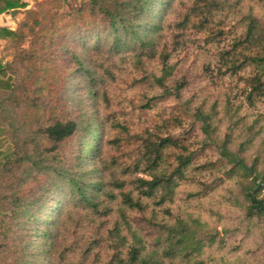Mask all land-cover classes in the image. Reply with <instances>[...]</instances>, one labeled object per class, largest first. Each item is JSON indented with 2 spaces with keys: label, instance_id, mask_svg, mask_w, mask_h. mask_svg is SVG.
Masks as SVG:
<instances>
[{
  "label": "trees",
  "instance_id": "16d2710c",
  "mask_svg": "<svg viewBox=\"0 0 264 264\" xmlns=\"http://www.w3.org/2000/svg\"><path fill=\"white\" fill-rule=\"evenodd\" d=\"M173 1L88 0L74 11L48 14L44 26L35 19L34 11L26 10L25 19L14 31L0 28L5 50H17L11 61L0 59V139L10 136L13 142L8 154H0V181L18 176L19 183H24L31 172L46 179L28 196L12 192L3 197L10 209L1 211L0 223L3 217L9 218L15 232L12 254L7 245H0V264H230L220 253L233 238L234 232L225 227L232 218L223 201L214 206L206 198L217 193L222 200L227 194L230 197L224 203L241 207L246 221L264 218V170L252 178L246 167L256 163L246 158L247 147L241 143L233 149L237 123L231 116L243 108L264 112V0H189L177 25L165 20ZM47 2L61 8L64 0ZM25 7L20 0H0V14ZM67 21L78 26L65 32ZM59 22L64 23L59 26ZM191 28L204 36L198 45L201 63L190 71L181 68V59L174 57L184 43L183 32ZM168 30L178 31L170 42L165 38ZM27 34L35 42L58 34L71 38L58 47L66 66L71 67L63 78L62 102H54V97L42 100L45 87H37V78L32 79L36 102L31 107L44 108L46 118L43 127L33 133L26 132L12 109L19 103L20 91L27 98L31 87L25 84L30 76L19 80L11 72L16 56L36 60V43L30 51L24 49ZM41 44L38 51L43 56L39 57H49L53 41ZM86 53H104L120 63L128 62L141 80L159 90V97L183 101V120H189L184 136L162 131L161 126L148 127L134 137L135 157L122 159V149L128 143L119 122L111 123L114 133L106 138L98 125L89 128L95 113L82 108L80 102L75 110L68 107L69 90L95 98L104 75L113 77L103 65L98 73ZM234 77L242 84L237 108H233L231 90H218V83ZM219 107L228 124L222 138ZM174 121L175 128L183 126L181 119ZM263 121L264 113H256L247 128L246 145L259 139L264 149ZM77 132L83 137L82 147L77 157L66 163L58 150ZM196 132L201 136L200 150H189L186 142ZM204 148H214L220 159L201 161ZM205 172H221L225 179L205 182L192 177ZM193 184L197 187L193 192L184 187ZM54 192L59 195L53 200ZM60 198L69 203L65 212L61 206L50 209ZM49 211L54 216H48ZM63 213L68 214L67 221L60 218ZM82 221L88 223L82 225ZM68 224L78 242L69 247L81 252L77 261H66L68 251L59 240ZM218 225L227 237L217 231ZM35 238L40 239L38 249ZM103 247L104 256L100 253Z\"/></svg>",
  "mask_w": 264,
  "mask_h": 264
},
{
  "label": "rangeland",
  "instance_id": "374dc122",
  "mask_svg": "<svg viewBox=\"0 0 264 264\" xmlns=\"http://www.w3.org/2000/svg\"><path fill=\"white\" fill-rule=\"evenodd\" d=\"M47 1L48 0H28V2H30V8L28 10L34 11L36 13L35 19L39 20L42 26L46 25V20L44 19V17L48 14H61L62 12L64 13L68 10L74 11L75 9H78L83 3H86L88 0H64L63 4H61V8L58 5L49 4ZM189 5V0L173 1V3L171 4L172 10L169 11V13L166 15V22L177 25L181 20L182 15L185 14L186 9H188ZM20 19V22L25 19V12H23V16ZM86 19L87 18H85L84 20ZM63 23L64 22H59L58 25L61 26L63 25ZM66 23L68 24V27L65 29V32H70V30L78 26V24L73 26L68 21ZM40 30L41 26L35 29L37 33H40ZM177 32V30H175L174 32L173 30L172 32L168 30L165 34L166 40H169L170 42L172 35L174 33L176 34ZM27 35L28 36L24 42V49H26V51L28 52L30 51L31 45L36 43V60H24L23 58H18L16 56L11 67V72L16 75V78L19 80L24 79V77L26 78L30 76L29 79H25V84L27 86L30 85L31 87L30 91L28 92L29 96H27V98H25L22 95V91H20L19 95H17V97L19 98V103L17 106H13L12 109L17 119H19V121L23 123L22 126H24V128L26 129V132L33 133L36 132L40 127H43V124H45L46 122V118L43 115L44 108H42L41 106L33 108L31 107V104H34V102H36L34 100L35 95L32 93L35 87L32 86V79L33 77L37 78L39 84L37 87H45L43 94H41L43 95V97L41 98L42 100L46 97H54V102L59 99L62 102V99L59 97L62 90L66 87L63 78L65 77V75L71 72V67L66 66V63L62 59V56L64 57V53L62 50H59L58 47L62 46V44L64 43L67 44V42H69L71 38L70 36L64 37V35L58 34L54 37L47 38L46 40H37L38 42H35V38H33L30 34ZM203 36V34L197 33L192 28L187 29L183 32L182 39L184 43H182V47L179 48L178 56L175 55L174 57V60L181 59V68H188L191 71L196 68L195 65L197 64V62L201 63V60H199L198 56V45L200 42L202 43ZM51 41H53L54 45L51 46L49 57H47V55L45 57H39V55L43 56L42 52L38 51L39 44L43 42L44 45L47 46ZM61 41H63V43H61ZM8 51L9 62L17 54V50L13 48L9 49ZM86 57L92 60V64L97 69L98 73H102V69H100L99 65H103V68H109V71L111 72V75L113 77L104 75V82L98 89L99 93L95 98H86L82 96V92L73 94L72 91L69 90L70 98L68 107L70 110H75L77 107V103L80 102L82 108L91 113H95V117L93 118L92 122H90L89 128L91 129L93 125H98L96 128L100 131L104 130L106 138L111 137L114 133L112 131L113 128L111 127V123L119 122L125 128V131L123 132V138L128 143L122 149V159L129 161L135 157L137 144L134 143V137L141 134L144 129H147L148 127H153L155 125L156 127L161 126L162 131L165 130V132L167 131L171 134L184 136L183 134L185 133V130H187L189 127V120H186V118H184L183 120V116L185 114V104L183 103V101L176 100L174 98L163 99L159 97L160 94L159 92H157L159 90L150 88L147 82L141 80L140 74L128 62L120 63L119 60L107 58L104 53H102L100 56H97L94 53H86ZM218 84L220 86L218 89L219 91H221V89L231 90L232 97L234 98L233 108H237L238 98L240 90L242 88L240 79L234 77L231 79H226L225 81H222V83ZM154 98L156 100H154ZM147 104L149 108H144L147 107L145 106ZM221 107H219L218 109L220 112L219 118L222 120L220 133V137L222 138L224 130L228 124ZM258 112L264 113L259 109L254 110L243 108L237 111V115L233 113L231 114L232 121L237 123L233 149L237 150L241 143L244 147H247L245 154L246 158L248 160H254L256 163L255 166L249 165L246 167L247 170L251 169L250 176L252 178L255 177L257 173H262L264 170V149L260 147L259 139L250 144V146L245 144L248 135H250V133L247 131V128L252 124L256 117V113ZM174 118L178 119V121L181 119L183 125L181 128H175L177 123L174 121ZM256 129L257 127L254 131H256ZM263 134L264 130L262 131V135ZM36 138L41 139V142L45 147H49L42 141L43 138L41 136L36 135ZM82 139L83 137L81 136L80 132H77L74 136L70 137V139H68L62 145L60 150H58L59 155L63 157V159L61 160L69 163L72 159H75L82 147ZM86 140L90 141L88 137ZM200 140V133L196 132L195 134H191L189 136L186 145L189 150H200V147L198 146ZM93 142L94 141H92V143ZM12 143L13 142L10 136L1 138L0 154H8L10 152ZM201 155H203L199 158L201 159V161H216L220 159L214 148H204ZM193 175L194 174H192V177H195L196 180L205 182H209L213 179L218 178L225 179V176L221 172H214L213 175H210L208 172H205L202 175ZM18 179V176H12L9 179L8 177H5L3 181H0L1 215H3L1 211H3L4 209H10V205L7 203V201L3 200V197L5 195L15 192L18 195L28 196L34 191H38V189L42 187L46 182L44 175H38L35 172H31L30 175L25 179L24 183H19ZM184 187L188 189L189 192H193L195 189H197L196 184L187 185ZM58 195L59 192H54L52 195V199L54 200L56 197H58ZM178 196L183 197L182 194ZM225 196L226 197L224 198L223 196L221 200V195L216 193L214 196L206 198V200L211 199L210 201L214 203V206H216L217 202L223 201L222 206L225 208V210L227 209L229 211V215L233 219V221H231L232 219H230L225 222V227L228 230L230 227L231 233L234 232L232 236L233 238L228 240V246L225 249L221 250V253H219L222 254L226 259H229L230 264H264V218H262L258 222H256L255 219L252 221H246L244 218V212L242 211L241 207L237 206L236 204L230 206V204L224 203L225 199H227V197H230L227 194ZM213 199H215V202H213ZM59 201L60 203L52 202L50 204V209L59 208L61 206L63 210L62 212H65L69 207V203L63 198H60ZM204 208H206V206H204ZM204 213L206 217L209 216V213L207 211H205ZM54 214L55 213L49 211L47 215L54 216ZM67 215L68 214L63 213L60 218L64 221H67ZM87 223V221H82V225H86ZM70 225L71 224H68L65 229L61 230L62 235L60 236L59 240L63 248H67L68 253L66 252V261H77L81 259V252H79L80 250L78 249L77 253H75L74 250L69 247L70 243H78L76 242V236H73V234L71 233L72 228L70 227ZM217 231L221 233V236L227 237L223 232L221 225H218ZM14 232L15 226L11 225V220L7 217H3L0 223V245H7V250L10 252L9 254L13 253V250L11 251L10 249L13 243L12 236L14 235ZM77 235L81 234L78 233ZM3 236L7 238L4 239ZM86 238L90 240L88 233L86 234ZM35 239L37 244L36 248L38 249L40 247V239ZM104 250L105 247H103L100 251L102 256L105 255ZM91 259L92 256H90L88 262Z\"/></svg>",
  "mask_w": 264,
  "mask_h": 264
},
{
  "label": "crops",
  "instance_id": "0c3cea01",
  "mask_svg": "<svg viewBox=\"0 0 264 264\" xmlns=\"http://www.w3.org/2000/svg\"><path fill=\"white\" fill-rule=\"evenodd\" d=\"M21 3L26 4L25 8H16L19 10L15 16H11L10 12L12 10H7L0 14V28H4L10 31H14L16 29L17 24L20 22V18L23 16V12L30 8L28 0H20ZM21 12V13H20ZM5 42L0 40V59L3 63L8 62L9 60V51L4 48Z\"/></svg>",
  "mask_w": 264,
  "mask_h": 264
},
{
  "label": "water",
  "instance_id": "95a60500",
  "mask_svg": "<svg viewBox=\"0 0 264 264\" xmlns=\"http://www.w3.org/2000/svg\"><path fill=\"white\" fill-rule=\"evenodd\" d=\"M18 12H19L18 9H14V10H12V11L10 12V15H11V16H15V14L18 13ZM248 171H249V173L251 174V169H249Z\"/></svg>",
  "mask_w": 264,
  "mask_h": 264
}]
</instances>
